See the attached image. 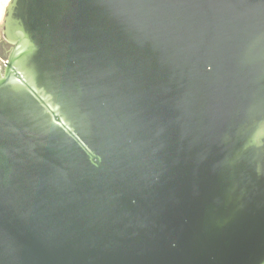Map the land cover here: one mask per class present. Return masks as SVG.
I'll return each instance as SVG.
<instances>
[{"label":"water","instance_id":"1","mask_svg":"<svg viewBox=\"0 0 264 264\" xmlns=\"http://www.w3.org/2000/svg\"><path fill=\"white\" fill-rule=\"evenodd\" d=\"M0 264H264V0H10Z\"/></svg>","mask_w":264,"mask_h":264},{"label":"rangeland","instance_id":"2","mask_svg":"<svg viewBox=\"0 0 264 264\" xmlns=\"http://www.w3.org/2000/svg\"><path fill=\"white\" fill-rule=\"evenodd\" d=\"M2 1L3 0H0L1 4H3ZM1 21H2V17L0 19V61H3L6 59V56L9 52V49H10V45L8 43H6L1 36Z\"/></svg>","mask_w":264,"mask_h":264},{"label":"bare ground","instance_id":"3","mask_svg":"<svg viewBox=\"0 0 264 264\" xmlns=\"http://www.w3.org/2000/svg\"><path fill=\"white\" fill-rule=\"evenodd\" d=\"M2 3H3V1H2ZM4 8H5V5L0 3V19H1V17H3Z\"/></svg>","mask_w":264,"mask_h":264},{"label":"snow or ice","instance_id":"4","mask_svg":"<svg viewBox=\"0 0 264 264\" xmlns=\"http://www.w3.org/2000/svg\"><path fill=\"white\" fill-rule=\"evenodd\" d=\"M9 2L10 0H3V4L5 5V7L8 5Z\"/></svg>","mask_w":264,"mask_h":264}]
</instances>
